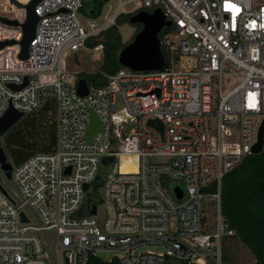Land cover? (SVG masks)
<instances>
[{"label":"built area","instance_id":"2783aa9c","mask_svg":"<svg viewBox=\"0 0 264 264\" xmlns=\"http://www.w3.org/2000/svg\"><path fill=\"white\" fill-rule=\"evenodd\" d=\"M30 1L0 0V116L51 100L55 143L12 164L10 177L0 168V264H88L100 250L118 251L119 264H225L235 230L221 213V180L252 153L264 119V0H117L99 27L81 22L83 0H39L21 58ZM157 8L171 22L158 35L163 68L102 72L105 82L80 95L67 58L121 13ZM91 110L101 126L87 140ZM96 183V213L88 204L82 214ZM148 245L164 251H137Z\"/></svg>","mask_w":264,"mask_h":264},{"label":"trees","instance_id":"16d2710c","mask_svg":"<svg viewBox=\"0 0 264 264\" xmlns=\"http://www.w3.org/2000/svg\"><path fill=\"white\" fill-rule=\"evenodd\" d=\"M105 0H83L80 11L87 9L91 17H97ZM90 10L91 13H90ZM99 10V12H97ZM131 13H121L117 17V24L128 21ZM132 39V38H131ZM125 43L117 26L113 25L101 31L94 37H89L85 44L89 48L102 45V64L98 71L91 74L78 73V78H85L88 83L101 85L105 82L104 73H112L122 66L117 61V53ZM163 51V50H162ZM164 53V51H163ZM55 105L49 100L42 108L24 114L4 134L3 143L9 159L14 165L24 161L36 152H48L55 143ZM93 191L87 194L82 214L88 204H97ZM212 185L210 190H214ZM221 213L224 221L235 230V235L227 239H238L250 251L255 264H264V142L261 151L247 155L242 162L227 172L221 180ZM223 247L222 262L225 264H239L231 257L226 242ZM175 262V261H174ZM173 263V262H172ZM181 264H188L180 261ZM88 264H119L116 259L103 260L98 256H91Z\"/></svg>","mask_w":264,"mask_h":264},{"label":"water","instance_id":"95a60500","mask_svg":"<svg viewBox=\"0 0 264 264\" xmlns=\"http://www.w3.org/2000/svg\"><path fill=\"white\" fill-rule=\"evenodd\" d=\"M39 0H31L24 7L26 9V18L22 23L23 37L20 41L21 44V58L27 57V48L29 42L33 38L34 29L38 16L34 13V6ZM107 1V0H105ZM14 2V1H13ZM18 6H21L17 3ZM7 23L16 24L14 20L3 19ZM128 22L130 24H139V29L135 32L130 42L122 46L117 53V61L122 67L130 68L134 71H152L161 70L165 65V57L161 48L159 40V32L164 26H170L171 22L165 20V16L160 9H155L152 12L140 10L132 13L129 16ZM12 43V41H8ZM7 42L0 43V47ZM26 77L24 82L18 86H12V88H21L26 83ZM76 90L80 95H86L88 93V84L85 78H80L76 81ZM23 116L22 112L16 111L13 108H9L2 116H0V135L4 134L16 121ZM147 125L156 128L161 135L163 134V125L160 120L150 119L147 121ZM101 122L98 116L93 110H91V121L89 129L86 134V139L91 140L92 135L100 129ZM264 142V119L258 130L257 142L252 147V153H258L261 151ZM113 160L112 156H104L101 159V163L106 165ZM0 168L5 172L7 177H10V171L12 169V163L8 161V157L4 147L2 146L0 139ZM88 184L84 185L86 190ZM174 195L177 198L182 196V192L178 186L173 187ZM96 213V205H92L89 214ZM23 220L24 216L21 214Z\"/></svg>","mask_w":264,"mask_h":264},{"label":"rangeland","instance_id":"374dc122","mask_svg":"<svg viewBox=\"0 0 264 264\" xmlns=\"http://www.w3.org/2000/svg\"><path fill=\"white\" fill-rule=\"evenodd\" d=\"M117 0H107L101 8V11L97 17H91L85 8L83 11H80L79 17L83 24L87 25L89 19L95 23V26H100L106 21V17L109 16L114 8L117 5ZM134 5L132 3L125 5L124 9L129 10ZM17 14H22L21 9H18ZM139 24H130L128 21H123L121 24H117V29L119 31L121 42L125 43L129 41L135 32L139 29ZM103 57V48L98 46V48H89L82 46L79 51L73 52L67 58V74L66 79L70 81V83L75 82V78H78V73H87L91 74L93 72L98 71L102 64ZM79 79V78H78ZM92 82L89 83V86H93ZM116 108L120 110L124 107V102L120 94H117L115 97ZM128 129V128H127ZM2 146L4 147L3 137L0 135ZM5 149V147H4ZM6 151V150H5ZM7 154V152H6ZM8 157V154H7ZM161 157H152L151 161H161ZM8 161L12 163V161L8 157ZM13 164V163H12ZM111 165H106L102 167V170L107 172L111 169ZM101 191V189L99 190ZM204 202V200L202 201ZM209 204V202H208ZM99 213L102 212L101 204H98ZM213 209L207 210V212L211 213ZM225 243V242H224ZM226 248L229 251L231 257L239 261V264H255L254 257L250 253V251L241 243L238 239L227 240ZM143 250H151V251H164V248L157 245H148L139 248L137 251ZM119 252L116 250H100L96 252V256L100 257L103 260H110L115 257ZM63 264V263H62ZM170 264H181L180 262H173Z\"/></svg>","mask_w":264,"mask_h":264},{"label":"flooded vegetation","instance_id":"af4514ba","mask_svg":"<svg viewBox=\"0 0 264 264\" xmlns=\"http://www.w3.org/2000/svg\"><path fill=\"white\" fill-rule=\"evenodd\" d=\"M91 11H92V10H90V13H91ZM97 12H99V10H98Z\"/></svg>","mask_w":264,"mask_h":264}]
</instances>
